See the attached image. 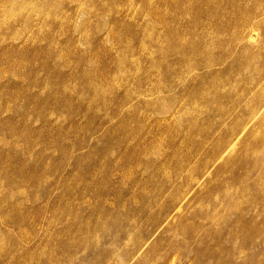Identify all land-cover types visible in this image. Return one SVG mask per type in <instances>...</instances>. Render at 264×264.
Segmentation results:
<instances>
[{
    "label": "rangeland",
    "instance_id": "1",
    "mask_svg": "<svg viewBox=\"0 0 264 264\" xmlns=\"http://www.w3.org/2000/svg\"><path fill=\"white\" fill-rule=\"evenodd\" d=\"M0 264H264V0H0Z\"/></svg>",
    "mask_w": 264,
    "mask_h": 264
},
{
    "label": "bare ground",
    "instance_id": "2",
    "mask_svg": "<svg viewBox=\"0 0 264 264\" xmlns=\"http://www.w3.org/2000/svg\"><path fill=\"white\" fill-rule=\"evenodd\" d=\"M232 146V145H231Z\"/></svg>",
    "mask_w": 264,
    "mask_h": 264
}]
</instances>
